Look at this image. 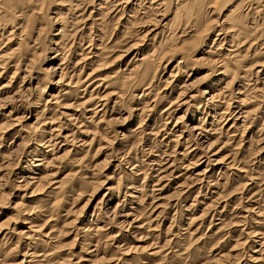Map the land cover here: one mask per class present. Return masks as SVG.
Returning <instances> with one entry per match:
<instances>
[{
	"label": "rangeland",
	"instance_id": "374dc122",
	"mask_svg": "<svg viewBox=\"0 0 264 264\" xmlns=\"http://www.w3.org/2000/svg\"><path fill=\"white\" fill-rule=\"evenodd\" d=\"M17 1L0 264H264V0Z\"/></svg>",
	"mask_w": 264,
	"mask_h": 264
},
{
	"label": "bare ground",
	"instance_id": "6f19581e",
	"mask_svg": "<svg viewBox=\"0 0 264 264\" xmlns=\"http://www.w3.org/2000/svg\"><path fill=\"white\" fill-rule=\"evenodd\" d=\"M15 1H16V0H0V11H1L0 14H2V11H3V13H5L6 10H7V8H8V9H12V10H10V11L13 12V10H14L13 7H12V8H10V7H11V5H13V3H14ZM18 1H19V0H18ZM18 1H17V4H18ZM20 1H21V0H20ZM20 1H19V2H20ZM100 1L102 2V0H100ZM111 1H112V0H111ZM137 1H138V0H127L126 2L124 1L123 4H125V3H126V4L130 3L129 5L132 6V5L135 4V6H136V5H137V4H136ZM140 1H141V0H140ZM140 1H139V2H140ZM146 1H147V0H146ZM153 1H154V0H153ZM178 1H179V0H178ZM189 1H190V0H189ZM191 1H193V0H191ZM195 1H196V0H195ZM209 1L214 5L215 3H217L216 1H218V0H213V1L209 0ZM219 1L221 2V0H219ZM251 1H252V0H236V5L234 6V10H236V9H237L236 7L241 6L242 4L246 6V9H247V10H248V9H251V7L253 6V5H251V4L253 3V2L251 3ZM63 2H65V1H63ZM104 2H105V1H104ZM104 2H102V3H104ZM106 2H107V0H106ZM121 2H122V1H121ZM142 2H143V1H142ZM142 2H141V3H142ZM172 2H173V1H172ZM183 2H184V0H183ZM185 2H186V1H185ZM213 2H214V3H213ZM257 2H258V0H257ZM260 2H263V0H261ZM260 2H259V3H260ZM137 3H138V2H137ZM141 3H140V4H141ZM153 3L155 4V6L158 7L157 10L155 9L156 11H158L159 8H160L159 6L163 7L162 5H163V3H164V0H155ZM188 3H189V2H188ZM191 3H192V2H191ZM200 3H201V2H200ZM263 3H264V2H263ZM263 3H261V6H262ZM17 4H16V5H17ZM140 4H139V5H140ZM150 4H151V3H150ZM164 4H165V3H164ZM178 4H179V3H178ZM193 4H194V2H193ZM196 4H197V3H196ZM203 4H204V2H203ZM212 4H211V5H212ZM254 4H255V3H254ZM16 5H15V6H16ZM55 5H56V4H55ZM76 5H77V4H76ZM100 5H101V3L98 2V6H100ZM120 5H121V3H120ZM166 5H167V4H166ZM170 5H171V4H170ZM199 5H200V4H199ZM204 5H207V4L205 3ZM219 5H220V7H221V4H220V3H219ZM259 5H260V4H259ZM77 6H78V5H77ZM115 6H116V5H115ZM118 6H119V5H118ZM118 6H117V7H118ZM127 6H128V5H127ZM174 6H175V2H174ZM185 6H186V5H185ZM188 6H189V5H188ZM208 6H209V5H208ZM208 6H207V7H208ZM222 6H223V5H222ZM125 7H126V6H125ZM136 7H138V9L140 8V6H138V5H137ZM150 7H151V6H150ZM157 7H156V8H157ZM211 7H213V6H211ZM216 7H217V5L215 4L214 7H213V9H215V11L212 10V12L210 11V13H214V12H216ZM243 7H244V6H243ZM14 8H15V7H14ZM60 8H61V7H60ZM96 8H97V7H96ZM165 8H166V7H165ZM221 8H222V7H221ZM232 8H233V7H232ZM235 8H236V9H235ZM238 8H239V7H238ZM241 8H242V7H241ZM256 8H257V7H256ZM260 8H261V7H260ZM174 9L176 10V11L174 10V14H176L177 11H178V9L180 10V6L178 7V9H177V7H176V8L174 7ZM199 9H200V8H199ZM205 9H206V8H205ZM209 9H210V8H209ZM217 9H218V8H217ZM262 9H264V8H262ZM97 10H98V9H97ZM102 10L104 11V9H102ZM134 10H135V9H134ZM149 10H150V9H149ZM155 10H152V11H155ZM163 10H164V7H163ZM181 10H182V9H181ZM254 10H255V9H254ZM258 10H259V9H258ZM14 11H15V10H14ZM67 11H68V9H67ZM95 11H96V10H95ZM152 11H151V12H152ZM232 11H233V10H232ZM232 11L229 10V13L231 14ZM158 12H160V11H158ZM163 12H164V11H163ZM163 12H162V14L165 13V12H164V13H163ZM183 12H184V11H183ZM206 12H207V9H206ZM218 12H219V11H218ZM259 12H260V11H259ZM6 13H7V12H6ZM179 13H180V12H179ZM202 13H203V12H202ZM261 13H262V12H261ZM160 14H161V13H160ZM162 14H161V15H162ZM174 14H173V15H174ZM206 14H207V13H206ZM208 14H209V13H208ZM4 15H6V14H4ZM56 15L58 16V15H59V12L56 11ZM56 15H55V16H56ZM100 15H101V13H100ZM226 15H227V14H226ZM228 15H229V14H228ZM228 15H227V21H228ZM2 16H3V15H2ZM57 16H56V17H57ZM59 16H60V15H59ZM158 16H159V15H158ZM176 16H177V15H176ZM156 17H157V16H156ZM184 17H185V16H184ZM224 17H225L224 19H226V16H224ZM4 18H5V17H4ZM175 19H176V18H175ZM224 19H223V20H224ZM234 19H235V18H234ZM77 20H78V19H77ZM230 20H231V19H230ZM230 20H229V21H230ZM250 20H252V19H250ZM225 21H226V20H225ZM253 21H255V20H253ZM130 22H131V21H130ZM130 22H129V23H130ZM194 22H195V21H194ZM127 23H128V22H127ZM129 23H128V24H129ZM230 23H231V22H230ZM232 24H233V23H232ZM232 24H231V28H233V27H232ZM196 25H197V24H196ZM233 25H234V24H233ZM192 27H193V26H192ZM203 28H204V27H203ZM228 28H230V25H229ZM228 28L226 27V29H228ZM40 29H41V28H40ZM40 29H39V30H40ZM196 29H197V28H196ZM201 29H202V28H201ZM39 30H38V31H39ZM206 30H208V28H206ZM206 30H205V32H206ZM210 31H211V30H210ZM219 31H220V30H219ZM224 31H225V30H224ZM228 31H229V30H228ZM180 32H181V31H180ZM198 32H199V31H198ZM229 33H230V32H229ZM237 33H238V31H237ZM234 34L236 35L235 32H234ZM36 35H37V34H36ZM201 35H202V34H201ZM218 35H219V34H217V36H218ZM232 35H233V34H232ZM232 35H230V36H232ZM238 35H239V34H238ZM232 37H233V36H232ZM231 39H233V38H231ZM233 40H234V39H233ZM230 41L232 42V40H230ZM229 43H230V42H229ZM238 43H239V42H238ZM52 50H53V49H52ZM231 52H232V51H231ZM231 52H230V53H231ZM54 53H55L56 55H55L53 58H51L50 61H54V60H56V59L60 60V58H58V55H57L56 51H55ZM206 53H207V52H206ZM203 54H205V53H203ZM227 54H228V53H227ZM227 56H228V55H227ZM147 59H148V58H147ZM62 60H63V59H62ZM145 60H146V58H144V57L141 58L140 61H138V67H141V66L143 65V66L141 67V69L143 68V69H144V74H147L148 72H150V70H151V66L149 65L150 63L147 64V63L145 62ZM209 60H210V59H209ZM201 61H202V60H201ZM211 61H212V60H211ZM211 61H210V62H211ZM215 61H218V60H215ZM215 61H214V63H215ZM218 62H219V61H218ZM144 63H145V64H144ZM164 63H166V61H165ZM180 63H181V62H178V64H180ZM60 64H61V63H60ZM215 64H217V63H215ZM59 66H60V65H59ZM59 66H58V67H59ZM176 66H177V65H176ZM49 70H51L52 74H53V73H56V71H57L56 69H51V68H50ZM58 70H59V68H58ZM136 70H139V69H136ZM223 70H224V68H223ZM141 71H142V70H141ZM254 72H255V70H254ZM258 72H259V71H258ZM258 72H257V73H258ZM219 73H220V71H219ZM222 73L224 74V71H221V74H222ZM223 76H224V75H223ZM223 76H222V77H223ZM69 77H70V76H69ZM222 77H221V78H222ZM22 78H23V77H22ZM61 78H62V77L59 76V79H58V81L56 82V84H57V83H62ZM221 78H220L219 80H221ZM223 78H224V77H223ZM221 81H222V80H221ZM64 82H65V81H64ZM68 82H69V80H68ZM70 82H71V80H70ZM70 82H69V84H71ZM75 82H76V81H75ZM217 83H219V82H217ZM224 83H225V82H224ZM72 84H74V83H72ZM212 84H214V83H212ZM67 85H68V84H67ZM214 85H215V84H214ZM216 85H217V84H216ZM225 85H226V83H225ZM212 86H213V85H212ZM218 86H219V85H218ZM218 86H217V87H218ZM209 87H210V86H209ZM221 87H222V86H221ZM218 88H219V87H218ZM212 89H213V88H212ZM222 89H223V88H222ZM222 89H221V90H222ZM215 90H216V89H215ZM215 90H214V91H215ZM69 91H70V90H69ZM184 91H185V89H184V90L182 89V91H178V92H179V93H177L178 96H179V95L181 96V92L184 93ZM212 91H213V90H212ZM218 91H219V90H218ZM218 91H217V93L220 94ZM212 93H213V92H212ZM215 93H216V92H215ZM215 93L210 94L209 99H207V100L210 101V100H212L213 97H216L218 94L216 95ZM26 94H27V93H26ZM203 94H204L205 96L208 95V93H206V92H205V93L203 92ZM238 94H239V93H238ZM214 95H215V96H214ZM236 95H237V94H236ZM178 96H177V98H178ZM205 96H204V97L202 96V97L205 99ZM191 97H192V96H191ZM174 100H175V99H174ZM243 100H244V99H241V100L239 101L241 105H243V103H244ZM209 101H208V102H209ZM237 101H238V100H237ZM237 101H236V102H237ZM206 102H207V101H206ZM241 102H242V103H241ZM198 107H199V106H198ZM205 108H206V107H204V109H205ZM210 109H211V108H210ZM102 110H103V109H102ZM210 111H211V110H210ZM212 111H213V109H212ZM218 111H220V110H218ZM221 111H222V110H221ZM208 112H209V111H208ZM213 112H214V114H217V112H215V111H213ZM191 114H192V113H191ZM204 114H205V115H204ZM243 114H245V116H247L248 113H247V112H245V113L243 112ZM201 115H204V116H202V117H203V118H202V121L205 120L206 116H209V114H208L207 112H203V111H202ZM228 115L230 116V114H228ZM225 117H226V116H225ZM213 118H214V117H213ZM214 119H215V118H214ZM224 119H226V118H224ZM192 121H194V120L192 119ZM243 121H244V120H243ZM202 124H203V123H202ZM182 127H183V126H182ZM182 127H181V128H182ZM185 128H187L186 125H185L182 129L185 130ZM191 128H192V129H191L192 131H196L197 129H199V128H197V126H194V127H191ZM43 133H44V132H43ZM198 134H201V133L199 132ZM180 136H181V135H180ZM207 140H208V139H207ZM47 144H48V143H47ZM207 144H208V141H207ZM214 144H215V143H214ZM48 145H49V144H48ZM48 145H47V146H48ZM211 145H212V147L214 146L212 143H209L208 146H207V151H209V150L212 148ZM202 147H203V146H202ZM127 188H128V187H127ZM129 189H130V188H129Z\"/></svg>",
	"mask_w": 264,
	"mask_h": 264
}]
</instances>
